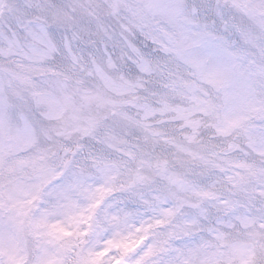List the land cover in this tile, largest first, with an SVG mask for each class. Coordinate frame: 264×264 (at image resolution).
Returning a JSON list of instances; mask_svg holds the SVG:
<instances>
[{
    "label": "snow or ice",
    "instance_id": "6c2138e0",
    "mask_svg": "<svg viewBox=\"0 0 264 264\" xmlns=\"http://www.w3.org/2000/svg\"><path fill=\"white\" fill-rule=\"evenodd\" d=\"M0 264H264V0H0Z\"/></svg>",
    "mask_w": 264,
    "mask_h": 264
}]
</instances>
